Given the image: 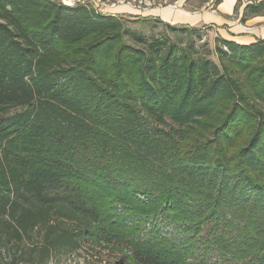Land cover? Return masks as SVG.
<instances>
[{
    "label": "trees",
    "instance_id": "obj_1",
    "mask_svg": "<svg viewBox=\"0 0 264 264\" xmlns=\"http://www.w3.org/2000/svg\"><path fill=\"white\" fill-rule=\"evenodd\" d=\"M129 15L176 39L0 0V244L29 264L113 242L114 264H264V38L200 50L201 27ZM128 215L163 227L138 237Z\"/></svg>",
    "mask_w": 264,
    "mask_h": 264
},
{
    "label": "rangeland",
    "instance_id": "obj_2",
    "mask_svg": "<svg viewBox=\"0 0 264 264\" xmlns=\"http://www.w3.org/2000/svg\"><path fill=\"white\" fill-rule=\"evenodd\" d=\"M62 1V0H57ZM80 1L83 5H88L89 7H93L95 10L100 9V4L104 3L106 6V12L113 13L115 15H122L123 22L128 28L131 29H138L141 30L146 35H168L169 37L176 39V35L173 31L167 29L165 26H163L160 22L154 21V20H137L130 19L129 14L125 13H118L116 14L115 8L118 5H127V2L129 0H75ZM119 1H123V4L118 3ZM204 0H190L187 4H182V8L185 9H193L194 6H198L200 2H203ZM252 2H259V0H252ZM112 3H116L115 6H111ZM178 0H167V2L163 5L164 6H177ZM246 0H244V6L247 4ZM251 3V2H249ZM159 7V6H156ZM216 30L214 27L210 26H201V38L194 37L195 44L199 47L200 50H204L208 47L207 42L210 46L213 45V37L215 36ZM187 39L186 35H183V40L185 41ZM143 197H141L142 199ZM127 210V207L117 205V212L120 213V215H124L125 211ZM138 218V219H137ZM152 218V217H151ZM145 220V218H140L138 216H131L128 215L126 219H124V226L128 228L129 231L133 230L135 227H138V237H149L153 233V227L160 226L163 227V224H161L160 218L157 219L156 222H150V219ZM164 229V228H162ZM165 230V229H164ZM163 230V232H164ZM166 231V230H165ZM162 235V234H161ZM39 240L35 239L32 243L25 244L24 247L28 248L29 245H36ZM106 248H103V246H86L85 248H82L78 253L70 255V256H61L56 258L54 261H52L49 264H114L118 259L120 253H125L128 257H130V251L127 246H125L124 243H109L107 244ZM212 259L220 261L222 264H228L225 259H222L219 255H217L215 252L211 253ZM13 261V262H12ZM0 264H29V261H22L17 262L16 259L13 258V249L10 245L0 244ZM231 264H241V262H234Z\"/></svg>",
    "mask_w": 264,
    "mask_h": 264
},
{
    "label": "crops",
    "instance_id": "obj_3",
    "mask_svg": "<svg viewBox=\"0 0 264 264\" xmlns=\"http://www.w3.org/2000/svg\"><path fill=\"white\" fill-rule=\"evenodd\" d=\"M189 1L178 0L175 7H151L145 11L136 10L127 5H118L114 12L157 17L174 25L214 27L215 34L240 44H248L256 41L257 38H264V15H256L243 22L240 20L244 10V0H239L236 9L237 0H220L216 4L215 0H204L193 9L182 8V4H187ZM129 18L137 17L129 16Z\"/></svg>",
    "mask_w": 264,
    "mask_h": 264
},
{
    "label": "built area",
    "instance_id": "obj_4",
    "mask_svg": "<svg viewBox=\"0 0 264 264\" xmlns=\"http://www.w3.org/2000/svg\"><path fill=\"white\" fill-rule=\"evenodd\" d=\"M252 0H246V2H251ZM63 3H66L68 5L74 6L77 4H81L80 1H75V0H62ZM167 0H129L127 4L129 7H132L133 9L140 10V11H145L151 7H162L163 3L165 4ZM118 3L123 4V1H119ZM116 3H112L111 6H115ZM106 5L104 3L100 4V9L98 12L103 13V14H108L106 12ZM175 7V6H172ZM97 11V10H96Z\"/></svg>",
    "mask_w": 264,
    "mask_h": 264
},
{
    "label": "bare ground",
    "instance_id": "obj_5",
    "mask_svg": "<svg viewBox=\"0 0 264 264\" xmlns=\"http://www.w3.org/2000/svg\"><path fill=\"white\" fill-rule=\"evenodd\" d=\"M164 7H169V8H172V6L168 5V6H164Z\"/></svg>",
    "mask_w": 264,
    "mask_h": 264
}]
</instances>
